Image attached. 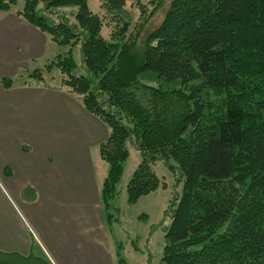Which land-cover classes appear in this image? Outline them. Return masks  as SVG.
Instances as JSON below:
<instances>
[{"label":"trees","instance_id":"obj_1","mask_svg":"<svg viewBox=\"0 0 264 264\" xmlns=\"http://www.w3.org/2000/svg\"><path fill=\"white\" fill-rule=\"evenodd\" d=\"M129 1L102 5L113 14ZM16 2L0 0V11ZM164 4L137 0L132 25L119 14L100 17L87 0H26L16 13L70 48L29 78L75 94L109 128L100 146L109 164L101 190L106 221L131 141L141 162L127 185L130 204L166 187L158 161L184 177L171 201L163 264H264V0H171L155 26ZM69 7L77 8L74 27L61 21ZM77 44L86 74H76ZM54 66L59 82L46 77ZM146 72L169 86L143 84ZM2 84L11 88L13 80ZM116 259L127 264L120 246ZM0 264L48 262L0 251Z\"/></svg>","mask_w":264,"mask_h":264},{"label":"crops","instance_id":"obj_2","mask_svg":"<svg viewBox=\"0 0 264 264\" xmlns=\"http://www.w3.org/2000/svg\"><path fill=\"white\" fill-rule=\"evenodd\" d=\"M16 12L0 11V251L116 264L101 197L110 130L75 94L29 78L55 59V42Z\"/></svg>","mask_w":264,"mask_h":264},{"label":"rangeland","instance_id":"obj_3","mask_svg":"<svg viewBox=\"0 0 264 264\" xmlns=\"http://www.w3.org/2000/svg\"><path fill=\"white\" fill-rule=\"evenodd\" d=\"M25 1L26 0H17L12 9L16 11L23 10ZM148 1L149 0H144V2ZM170 1L171 0H165L164 7H161L160 11L158 10L154 20L155 26L160 25L162 22L165 16L163 11ZM87 2L93 13L108 21L111 20V16L119 14L134 25L139 17L137 0L129 1L123 9L116 10L113 14H109L104 10L102 0H87ZM150 8H152L151 5ZM76 12V7L61 8V21H65L74 27L77 25L75 18ZM75 30L78 32L79 28ZM106 30L107 29L104 28L102 32L104 36H106ZM80 46V44L73 46V57L78 65L76 74H86L82 66ZM69 49L68 46H61L55 43L56 56L67 52ZM44 67L45 66L42 68ZM46 77L48 80L54 78L55 82H59L62 78V74L60 70L54 66V68L47 73ZM140 80L145 85L169 86L164 80L151 72L142 74ZM178 84L179 82H175L171 84V86H176ZM127 148L129 149V157L124 163V173L118 185V198L114 203L115 208L109 209L111 217L107 218L111 220V223H108L107 220L110 238L115 247L118 248V246H120V248H122L123 257L126 259L127 264H163L161 259L166 243L165 236L172 223L173 207H171V201H174L177 196H181L184 186V177L179 169L176 168V171L173 172L164 162L158 161L154 165V170L165 182L166 187L160 188L158 191L141 198L135 204H130L128 202L127 185L141 162V153L131 141H128ZM104 164L109 166L106 162H104ZM114 255L116 256L115 253ZM116 260L114 261L117 262Z\"/></svg>","mask_w":264,"mask_h":264}]
</instances>
